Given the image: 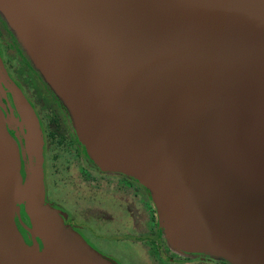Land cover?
<instances>
[{
	"label": "water",
	"instance_id": "obj_1",
	"mask_svg": "<svg viewBox=\"0 0 264 264\" xmlns=\"http://www.w3.org/2000/svg\"><path fill=\"white\" fill-rule=\"evenodd\" d=\"M0 14L93 163L149 191L171 247L264 264V0H0ZM14 99L26 177L0 110V264H114L44 202L39 122Z\"/></svg>",
	"mask_w": 264,
	"mask_h": 264
},
{
	"label": "flooded vegetation",
	"instance_id": "obj_2",
	"mask_svg": "<svg viewBox=\"0 0 264 264\" xmlns=\"http://www.w3.org/2000/svg\"><path fill=\"white\" fill-rule=\"evenodd\" d=\"M16 93L27 101L39 122L45 190L48 149L53 154H63L59 163L52 159L51 172L58 165L64 170H74L66 179L65 208L55 206V209L64 225L79 234L90 248L114 264H144L145 260H151L149 264H229L206 254L176 251L169 245L158 217L155 219L149 191L133 177L101 171L93 163L77 138L66 107L34 68L0 14V110L8 132L18 143L24 169L25 129L22 131L19 126L22 120L15 105ZM50 186L55 188V181ZM22 214V221L29 226ZM17 226L30 244L29 235L18 222Z\"/></svg>",
	"mask_w": 264,
	"mask_h": 264
},
{
	"label": "rangeland",
	"instance_id": "obj_3",
	"mask_svg": "<svg viewBox=\"0 0 264 264\" xmlns=\"http://www.w3.org/2000/svg\"><path fill=\"white\" fill-rule=\"evenodd\" d=\"M40 115H44L42 113H40ZM62 158L63 157V154L59 155V153H51V150L48 149V152L46 153V175H45V182H46V185H47V190H45L44 188V183H43V188H44V196H43V200L44 202L55 208V206H58L59 208L61 207L62 209L65 208V203H64V197H65V190H66V179L68 178V176L74 171V170H67L65 169L64 170V167L62 168L61 166L58 165V167L56 166V163L55 166L57 167L56 169L52 171V159H54L56 162H60L62 159H59V158ZM59 159V160H58ZM52 162V163H51ZM25 167V166H24ZM23 175L26 176V167L23 169ZM51 173V175H49ZM53 181H55V188H51L50 185H52ZM152 199V197H151ZM152 202H153V199H152ZM153 207H154V212H155V219L156 217H158L157 215V208L153 202ZM21 208V212H22V207ZM22 214V213H21ZM26 218V215L24 214V216ZM164 229V228H163ZM151 263V260H145L144 264H149Z\"/></svg>",
	"mask_w": 264,
	"mask_h": 264
},
{
	"label": "trees",
	"instance_id": "obj_4",
	"mask_svg": "<svg viewBox=\"0 0 264 264\" xmlns=\"http://www.w3.org/2000/svg\"><path fill=\"white\" fill-rule=\"evenodd\" d=\"M22 213H23L22 215H24V212L23 211H22Z\"/></svg>",
	"mask_w": 264,
	"mask_h": 264
}]
</instances>
